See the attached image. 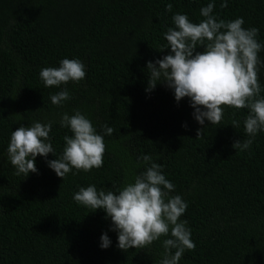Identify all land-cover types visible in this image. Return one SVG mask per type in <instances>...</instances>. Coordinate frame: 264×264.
Wrapping results in <instances>:
<instances>
[{"label": "trees", "instance_id": "1", "mask_svg": "<svg viewBox=\"0 0 264 264\" xmlns=\"http://www.w3.org/2000/svg\"><path fill=\"white\" fill-rule=\"evenodd\" d=\"M208 2L0 0V264H158L160 241L121 250L106 213L73 199L80 187L122 188L144 170L142 162L136 166L142 154L162 165L175 186L171 195L187 202L182 219L195 247L179 264H264V131L254 137L245 133L247 108L222 105L221 122L201 126L188 98L177 103L165 84L146 91L148 61L170 53L164 33L174 27L173 15L187 14L199 23ZM168 3L171 12L165 11ZM221 3L215 0L214 15L226 21L242 17L243 27L259 29L257 39L264 43V0ZM64 58H79L85 78L46 88L40 70L59 66ZM259 59L264 61V50ZM258 69L264 96V63ZM63 87L70 100L53 105L50 95ZM75 110L98 133L105 124L113 128L104 135L102 167L62 179L38 156L37 173L17 176L7 158L11 132L34 121H54L50 136L59 157L63 137L72 135L60 127V115ZM249 138L247 150L233 147ZM105 232L112 241L108 249L100 247Z\"/></svg>", "mask_w": 264, "mask_h": 264}, {"label": "clouds", "instance_id": "2", "mask_svg": "<svg viewBox=\"0 0 264 264\" xmlns=\"http://www.w3.org/2000/svg\"><path fill=\"white\" fill-rule=\"evenodd\" d=\"M227 4L228 0H222L221 7ZM172 8L168 3L165 11L171 12ZM214 8L215 0L201 7L203 19L199 23H193L187 14L173 15L174 27L164 33L167 41L164 49H170V53L154 62L148 61L146 91L155 89L157 84H165L177 103L188 98L194 109L193 118L201 126H205L206 121L211 125L221 122L222 105L247 108L244 131L254 137L264 131V96L260 94L257 77L258 65L264 63L259 59L264 43L257 39L259 29L243 27L242 17L226 21L214 15ZM200 47L204 48L203 52L197 51ZM85 75L86 66L79 58H64L59 66L44 67L39 73L46 88L79 82ZM70 98L67 87L50 95L51 103L56 106H62ZM53 123L34 121L11 132L7 158L17 176L37 173L38 156L44 157L48 167L62 179L69 173L75 175L79 170L89 172L102 167L104 135H111L112 127L105 124L101 134L79 110L72 115L62 113L58 123L72 135L63 137V151L57 157L50 136ZM232 126L239 127V123L233 121ZM201 134L202 130L197 129V138ZM251 143V138L238 140L233 147L247 150ZM49 154L57 158L47 160ZM141 162L144 170L134 174L115 192L89 185L80 187L73 199L106 213V219L111 220L110 230L117 234L119 249L143 248L160 241L163 253L158 264H179L185 251L195 247L188 221L182 219L187 202L181 195H171L175 186L151 155L142 154L136 166L140 167ZM162 237L165 238L161 240ZM111 245L105 232L100 237V247L108 249Z\"/></svg>", "mask_w": 264, "mask_h": 264}]
</instances>
